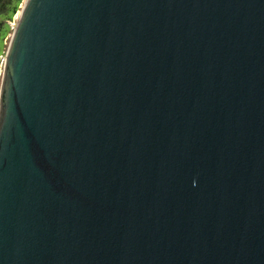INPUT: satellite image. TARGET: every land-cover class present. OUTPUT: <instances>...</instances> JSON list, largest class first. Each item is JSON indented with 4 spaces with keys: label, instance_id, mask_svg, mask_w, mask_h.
Wrapping results in <instances>:
<instances>
[{
    "label": "water",
    "instance_id": "1",
    "mask_svg": "<svg viewBox=\"0 0 264 264\" xmlns=\"http://www.w3.org/2000/svg\"><path fill=\"white\" fill-rule=\"evenodd\" d=\"M0 264H264V0H25Z\"/></svg>",
    "mask_w": 264,
    "mask_h": 264
},
{
    "label": "trees",
    "instance_id": "2",
    "mask_svg": "<svg viewBox=\"0 0 264 264\" xmlns=\"http://www.w3.org/2000/svg\"><path fill=\"white\" fill-rule=\"evenodd\" d=\"M24 0H0V48L1 42H4L2 55H6L5 38L11 28V22L21 9Z\"/></svg>",
    "mask_w": 264,
    "mask_h": 264
},
{
    "label": "rangeland",
    "instance_id": "3",
    "mask_svg": "<svg viewBox=\"0 0 264 264\" xmlns=\"http://www.w3.org/2000/svg\"><path fill=\"white\" fill-rule=\"evenodd\" d=\"M24 2H25V0H24ZM24 2H23V4H24ZM23 4L21 5V8H22ZM20 10L17 13V15L15 16L14 20L11 22V24H10L11 28H10L9 33L7 34V36L5 38V49L6 50H8V47H9V44H10V40H11V37H12V34H13V30H14V28L16 26L14 23L16 22V18H18ZM3 47H4V42H1V48H0V88H1V83H2L3 67H4V62H5V56H4V54L2 55Z\"/></svg>",
    "mask_w": 264,
    "mask_h": 264
},
{
    "label": "built area",
    "instance_id": "4",
    "mask_svg": "<svg viewBox=\"0 0 264 264\" xmlns=\"http://www.w3.org/2000/svg\"><path fill=\"white\" fill-rule=\"evenodd\" d=\"M16 22H17V18H16ZM16 22L14 23L16 25Z\"/></svg>",
    "mask_w": 264,
    "mask_h": 264
}]
</instances>
